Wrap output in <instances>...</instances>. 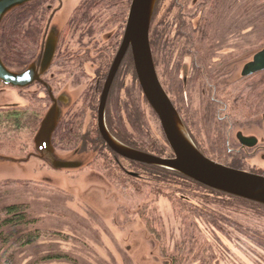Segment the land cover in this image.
Instances as JSON below:
<instances>
[{
  "label": "flooded vegetation",
  "instance_id": "flooded-vegetation-1",
  "mask_svg": "<svg viewBox=\"0 0 264 264\" xmlns=\"http://www.w3.org/2000/svg\"><path fill=\"white\" fill-rule=\"evenodd\" d=\"M35 1L33 0L20 7ZM65 1L67 0H39L35 5L33 12H41L45 17L44 28L40 32L41 41L36 57L28 65L30 66L32 63H35L36 66L40 65L47 38L50 35L55 36L56 46L53 58L49 68L41 76V80L50 87L60 111L59 122L51 136V144L57 155L62 151L54 147L53 135L63 121L67 123L76 117L81 122L83 135L88 133L94 124L97 128L100 96L113 59L120 47L132 2L131 0L128 9L125 11V23L122 29L120 12L122 10L121 5L125 7V2H119V0H73L74 7L63 26L60 27L54 23L53 19L61 10L62 3ZM231 2L232 0H157L154 7L155 11L153 10L155 13L154 15L152 13L153 17L151 16L149 26V45L158 80L171 103L173 99L177 100L182 108L188 110V113H184L186 125L189 126L199 146L213 150V145L222 142L224 149L232 152L234 156H238L236 158L240 159L241 165H248V161L254 153L262 148L261 144L264 145V136L259 139L254 135H246L240 130L256 126L264 132V70L242 76L241 69L239 77H236V79L232 77L235 73L236 67L234 66L238 61V54L246 53V49L242 50L243 46H239L237 50L233 49V37L237 38L243 35L246 37V32L238 31V28L242 23L248 22V16L245 12L244 19L234 22L236 18L232 16L234 9ZM110 5H115V8L110 9ZM236 5L238 8V4ZM244 9L247 11V5L245 4ZM225 17H229L231 22L229 25ZM229 30L236 31L232 33ZM156 32H159L160 37L158 39L155 36ZM263 49L264 46L259 51ZM128 53L131 55L130 49H128L126 55ZM107 63L109 64L108 67ZM91 65L94 66L92 75L86 73L87 67ZM55 67L57 70L62 71L59 74L65 77L64 84L68 83L71 88H77L79 85L84 84L81 104L74 111H72L71 105L75 100H72L68 88V90L60 88L64 84L61 80H57L53 72ZM106 67L108 72L102 90L98 94L99 99L95 112L92 106L95 101L94 97L96 99L95 94L98 83L96 72L103 71ZM5 87L11 88L6 85ZM30 87H35L38 102L42 104V107H46L42 120L52 106V101L47 89L42 84L35 83L28 88ZM26 89L16 90L25 91ZM135 89L137 87L134 85V91ZM142 98L141 105L151 110L143 94ZM192 99L196 102V108L194 109L191 108ZM124 100L126 98L123 96L122 101ZM240 103V107H245V109L242 108L240 111L232 112L233 105ZM25 104L5 103L3 106L0 104V108L18 107ZM68 108L69 110L66 111ZM87 111L91 113V118L94 119L95 123L90 119L88 128L84 130ZM40 122L34 136L39 129ZM192 124H195L198 132L194 131L195 128ZM207 129H209V132H207ZM241 138L249 139L253 144L246 145L241 141ZM32 144L33 148L34 143L32 142ZM82 146L83 144L78 155H81L82 152L92 151L88 146ZM26 157L39 160L44 165L49 166L37 157L34 149ZM261 160L264 161V156ZM26 161L28 160L23 162ZM121 161L128 164L127 159L122 158ZM251 171H260L264 174V167L259 171ZM127 172L135 174L130 170Z\"/></svg>",
  "mask_w": 264,
  "mask_h": 264
},
{
  "label": "rangeland",
  "instance_id": "rangeland-1",
  "mask_svg": "<svg viewBox=\"0 0 264 264\" xmlns=\"http://www.w3.org/2000/svg\"><path fill=\"white\" fill-rule=\"evenodd\" d=\"M244 1L231 2L234 9L232 16L236 18L234 22L244 19L245 12L248 16V22L242 23L238 28V31L246 32V37L245 35L233 37V49L237 50L239 46H243V51L246 49V53L238 54V61L234 66L235 73L232 76L234 79L239 77L242 66L264 46V1L246 0L247 11L244 9ZM73 7V0L62 3L61 10L53 19L54 23L63 26ZM225 19L229 25L231 23L229 17ZM229 31L234 33L236 30ZM93 70L94 66L91 65L87 67L86 73L92 75ZM53 72L57 80H61L64 84L65 77L59 74L62 71L55 67ZM132 87L131 75L123 69L115 85L113 101L117 95L122 100L125 89ZM60 88L69 89L67 90L72 100H75L71 109L76 110L81 104L84 84L72 89L67 83ZM35 91V87L18 91L0 86V104L2 106L13 102L24 104L28 95L37 94ZM192 100L191 108L194 109L196 102ZM141 109L148 130L159 134L161 131L156 116L146 106L141 105ZM68 110L69 108L66 111ZM91 117V113L87 111L84 130L88 128ZM92 120L95 123L94 119ZM195 131L198 132V129ZM240 131L259 139L264 136V132L256 126ZM33 138L34 135L31 138L32 142ZM261 146L262 148L250 158L248 165L242 167L257 171L264 167V161L261 160L264 156V145ZM0 156L21 158L24 155L6 153V149L2 148ZM58 156L68 160H83L86 163L92 161L95 154L92 150L87 153L82 152L81 155L77 154L73 158L68 152H59ZM122 164L128 171L129 165L123 162ZM141 180L146 181L144 177H141ZM0 183L6 184L5 187H0L2 189L0 207L16 202L29 203L32 218L37 219L34 228L52 233L42 235L38 241L28 247L16 251L10 249L7 254L15 251L14 264H166L160 253L159 241L144 228L138 218L139 207L148 201L151 205L147 213L154 211L155 216L160 220L154 228H157L159 235H164L166 241L162 244L163 248L172 251L175 242L181 238L180 222L166 197L159 194L148 195L138 200L135 197L128 198L121 192L125 186L120 188L119 192L92 165H85L78 170H54L33 158L17 164L0 160ZM197 195L200 196L199 191ZM211 209L218 208L213 206ZM235 210L238 214L219 210L220 213L223 212L221 214L224 216V221L219 223L216 229L199 223L202 236L214 246H219V264H264V250L247 236L236 231L235 227L236 224L237 227L252 232H257L261 228L264 232V210L255 207H237ZM239 213H242L241 216ZM260 233L263 234L261 231ZM55 255L67 256L70 260H42L43 257Z\"/></svg>",
  "mask_w": 264,
  "mask_h": 264
},
{
  "label": "trees",
  "instance_id": "trees-1",
  "mask_svg": "<svg viewBox=\"0 0 264 264\" xmlns=\"http://www.w3.org/2000/svg\"><path fill=\"white\" fill-rule=\"evenodd\" d=\"M120 1L125 2V7L121 5L122 10L120 9L121 27L123 29L125 11L128 9L131 0ZM38 2L39 0H36L24 7L13 10L4 17L0 24V59L11 71L23 70L36 57L41 41L40 32L44 28L45 18L41 12H33ZM244 4L248 8L246 0ZM114 8L115 5H110V9ZM155 36L158 39L160 37L159 32H156ZM107 67L103 71L96 72L98 83L95 94L96 99L94 97L95 101L92 106L95 112L98 105V94L102 90L108 72ZM123 69L130 73L133 87L125 89L123 96L126 100H120L117 95L115 101H113L115 85ZM134 85L137 87L135 91ZM0 86L5 87L1 82ZM38 101L36 94H32L27 96V102L24 106L0 108V149L5 148L6 153H14L18 156L24 155L22 156L23 160L28 158L26 157L27 154L34 149V147L32 148L31 138L37 130L46 109ZM142 101V93L137 83L133 61L128 53L121 63L109 92L105 110L106 128L116 140L132 149L156 157H172V151L167 145L162 132L155 134L148 130L141 109ZM144 103L146 104L145 101ZM172 104L192 142L203 155L234 169L264 175L260 171L253 172L242 167L240 159L236 158L238 156H234L232 152L224 149L222 142L213 145V150L200 147L189 126L186 125L184 113H188V110L182 108L177 100L173 99ZM240 106L241 103L234 104L232 112L240 111L242 108L245 109V107ZM151 112L155 116L152 110ZM192 125L196 130L195 124ZM207 132H209V129H207ZM53 140L55 148L62 152H68L72 158L77 156L82 144V147L88 146L94 151L95 156L92 161L83 162L84 166H94L119 192L120 188L125 186L124 190L121 189V192L126 197H135L138 200L148 195L161 194L168 199L174 215L180 222L181 238L175 242L172 251L163 248L162 244L166 241L163 238L164 235H159L157 228H154L160 221L155 216V212L150 211L147 213L151 202H144L143 206L138 209V218L141 224L159 241L160 253L166 260V264H219V246H214L202 236L198 224L208 225L216 229L217 225L224 221V216L221 214L223 212L220 213L219 210L235 214H238L235 210L237 207H255L264 210L263 205L213 190L174 171L128 160L129 167L127 169L135 173V176H132L123 168L122 158L112 152L101 139L96 125L94 124L91 130L83 135L81 122L76 117L67 123L63 121L54 133ZM34 153L36 154L35 149ZM229 159L232 160L228 161ZM97 160H101V162H97ZM141 177H144L146 181L141 180ZM5 186L6 184L0 183V187ZM198 191L200 196L197 195ZM213 206L218 209L212 210L211 207ZM241 214L239 213V216ZM36 222L37 219L32 218L29 203L16 202L0 207V264H14L13 256L16 250L32 245L42 235L52 234L46 230L34 228ZM235 227L236 231L247 236L259 248L264 250V232L261 228L257 232H252L249 229L239 228L240 226L237 227L236 224ZM10 249L15 251H12V254H7ZM51 259L70 260L64 255L42 258V260Z\"/></svg>",
  "mask_w": 264,
  "mask_h": 264
},
{
  "label": "water",
  "instance_id": "water-1",
  "mask_svg": "<svg viewBox=\"0 0 264 264\" xmlns=\"http://www.w3.org/2000/svg\"><path fill=\"white\" fill-rule=\"evenodd\" d=\"M31 1L33 0H0V23L11 10ZM156 1L132 0L131 2L123 38L100 96L97 128L101 138L112 152L124 159L174 171L213 190L264 206V176L227 167L205 157L190 139L179 114L161 86L149 45V26ZM55 44V36L50 35L40 65L36 66L32 63L20 72L7 69L0 59V82L15 89H24L40 83L47 89L52 106L41 120L33 139L36 155L54 170H78L84 166L82 161L59 157L51 144V136L59 122L60 111L50 87L41 80V76L51 64ZM128 49L131 51L135 74L143 97L159 122L165 141L172 151V157H156L129 148L112 137L106 128L104 112L108 93ZM263 70L264 49L257 52L252 61L243 66L241 75L248 76ZM241 141L246 145L253 144L249 139L241 138ZM0 160L16 164L25 161L22 158L7 156H0ZM129 174L135 176L133 173Z\"/></svg>",
  "mask_w": 264,
  "mask_h": 264
}]
</instances>
